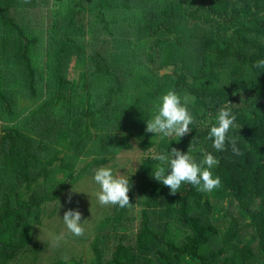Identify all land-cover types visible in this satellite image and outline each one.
Masks as SVG:
<instances>
[{
	"label": "trees",
	"instance_id": "trees-1",
	"mask_svg": "<svg viewBox=\"0 0 264 264\" xmlns=\"http://www.w3.org/2000/svg\"><path fill=\"white\" fill-rule=\"evenodd\" d=\"M52 2L0 0V120L10 124L0 129V264L26 248L45 203L131 140L142 151L132 206L95 220L86 264H264V68L253 67L264 59V0ZM33 8L41 27L23 21ZM169 89L194 117L179 141L146 132ZM226 103L239 156L208 138ZM190 145L197 160H219L221 186L172 194L153 178L152 156ZM87 157L74 174L70 163ZM56 255L49 264H81Z\"/></svg>",
	"mask_w": 264,
	"mask_h": 264
},
{
	"label": "clouds",
	"instance_id": "clouds-1",
	"mask_svg": "<svg viewBox=\"0 0 264 264\" xmlns=\"http://www.w3.org/2000/svg\"><path fill=\"white\" fill-rule=\"evenodd\" d=\"M254 68H264V59L253 64ZM231 103H226L220 108L214 124L208 133V138L213 141V148L223 152L226 143L231 145L234 155H242L237 141L229 138V132L234 127L236 116L232 113ZM188 98L183 99L174 90L169 89L163 94L155 106L153 116L146 121V132L153 133L161 138L175 136L177 141L191 132L190 125L194 117L188 108ZM152 159L158 161L152 171L155 180L170 189L172 194L178 192L182 183H188L200 192H212L221 186L219 176H214L212 169L219 164V160L212 153H204L203 159L197 160L192 154L191 145L185 153L177 148L168 152L153 154ZM93 181L99 185L95 193L101 205L131 207L129 192L131 184L129 177L121 172H114L109 166H101L94 170ZM71 202V194L68 196ZM59 203V201H58ZM60 207V205H59ZM62 221L72 235L83 236L85 232L82 213L78 209L69 208L64 212ZM64 238L63 233L55 237V243Z\"/></svg>",
	"mask_w": 264,
	"mask_h": 264
},
{
	"label": "rangeland",
	"instance_id": "rangeland-1",
	"mask_svg": "<svg viewBox=\"0 0 264 264\" xmlns=\"http://www.w3.org/2000/svg\"><path fill=\"white\" fill-rule=\"evenodd\" d=\"M41 7L45 8L47 6L41 4ZM51 7L53 9L57 7L52 0ZM29 16L30 18L37 16L38 21L36 22H40L39 27H41L39 9H30L25 13L23 21ZM110 41L105 44L108 48L111 46ZM88 45L89 48L93 50H100L102 48V45L95 41L88 42ZM72 76L73 74H71V77ZM18 100L23 103H19L20 107L26 104L25 101H22L21 99ZM59 111H64V108H59ZM20 121H23V118L17 120V123ZM9 125L8 122L0 120V129ZM141 156L142 151L138 147V144L131 140L129 148L120 151L113 159L101 166H109L114 172H121V174H125L129 177L133 175L135 169L139 166ZM81 160L82 161H72L70 163L74 167V174L79 171H77V169L85 166L86 163L91 160V157L82 158ZM95 169L97 168H92L91 173L89 174H83V176L74 182V184L67 185V187H65L60 193L57 200L43 205L40 224L34 225L30 242L26 248L14 257L10 264H49L57 256L56 253H60V256L65 255V257L68 258L71 256L81 257V264H86L91 254L89 245L95 233V220L101 215V213L108 211L110 207V205H101L96 198L95 193L99 191V185L92 179ZM62 177V173H57L55 175V178L57 179H61ZM69 194H71L70 203L68 202ZM69 208L78 209L82 213L81 222L85 220L83 222L85 228L83 236H74L66 229L62 218L64 212ZM130 215L133 218H137L138 207L133 208L130 211ZM60 233H63L64 238L60 240L57 245L55 243V237ZM36 248H40V250H36Z\"/></svg>",
	"mask_w": 264,
	"mask_h": 264
},
{
	"label": "water",
	"instance_id": "water-1",
	"mask_svg": "<svg viewBox=\"0 0 264 264\" xmlns=\"http://www.w3.org/2000/svg\"><path fill=\"white\" fill-rule=\"evenodd\" d=\"M24 44H25V42H24Z\"/></svg>",
	"mask_w": 264,
	"mask_h": 264
}]
</instances>
